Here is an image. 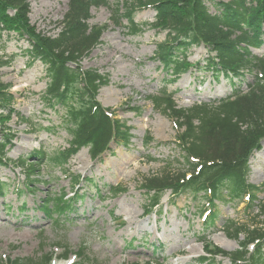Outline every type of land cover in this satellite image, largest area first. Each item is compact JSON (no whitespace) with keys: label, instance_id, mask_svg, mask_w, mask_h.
Returning a JSON list of instances; mask_svg holds the SVG:
<instances>
[{"label":"rangeland","instance_id":"374dc122","mask_svg":"<svg viewBox=\"0 0 264 264\" xmlns=\"http://www.w3.org/2000/svg\"><path fill=\"white\" fill-rule=\"evenodd\" d=\"M68 1L28 0V26L36 34L54 37L68 11ZM116 6L124 10L119 0L90 8L89 25L107 27L99 44L80 66L82 70L92 69L108 76L109 83L99 90L96 100L131 129L129 144L124 147L111 143L110 150L95 161L82 149L65 168L50 167L46 156L44 160H33L38 177L28 192H21L19 197L16 189L22 188L23 175L28 172L12 166H20V158L39 149L52 156L67 148L69 138L59 126L64 111L58 107L52 110L41 102L46 88L45 67L38 61L28 62L24 54L30 49L27 39L12 32L0 33V86L9 97L8 104H1L7 105L8 111L0 110V117L5 119V133L12 135L1 161L5 166L0 167V182L7 185L4 197L0 198L2 258L37 262L41 255L50 253L51 264H82L74 256L68 261L60 260L65 249L72 254L78 251L83 264H197L204 256L203 241L230 253L238 249L239 242L228 239L222 231L229 221L264 227L262 217L254 219L257 208L246 210L247 199L236 206L237 202L217 205L213 224L198 216L203 202L200 197L192 200L189 194L171 198L166 193L152 214H144L147 201L140 180L160 173L167 164H171V171L183 169L178 150L172 145L176 136L174 125L152 107L148 97L166 85V93L172 95L177 108L186 110L212 104L234 90H243L252 83L253 75L245 74L239 82L201 71L211 55L203 46H192L186 51L187 62L200 68L196 66L169 83L170 78L152 59L156 45L167 37L165 31L149 27L154 22V11L141 10L135 14V23L143 25L144 31L132 37L122 28L126 22L118 27L110 21V13ZM13 11L8 9L7 14L12 16ZM252 53L261 57L264 47ZM135 108L140 115L132 112ZM146 134L153 139L148 147L143 144ZM249 167L247 183L260 189L255 194L257 206L264 203V141L250 158ZM74 183H80L76 191L79 199L76 202L72 199L71 213L39 212L40 205L50 207L51 197L73 196ZM119 186L126 189L125 193L113 194L112 190ZM210 264L230 262L217 257Z\"/></svg>","mask_w":264,"mask_h":264},{"label":"trees","instance_id":"16d2710c","mask_svg":"<svg viewBox=\"0 0 264 264\" xmlns=\"http://www.w3.org/2000/svg\"><path fill=\"white\" fill-rule=\"evenodd\" d=\"M124 6L111 11L110 20L129 36L143 32L134 22L135 14L142 9L155 12V29L167 31L166 40L157 46L154 54L166 76L177 77L190 68L186 64V50L191 46L203 45L214 54L207 65L217 76L242 81L244 74H252V83L246 91L234 90L225 100L215 105H200L189 109H178L172 96L162 90L158 96L150 97L152 106L170 118L176 127L175 145L182 154L186 169L171 171L166 165L158 176L143 179L142 188L147 193L149 205L157 204L165 190L173 195L190 192L194 198L202 194L207 204L215 208V202H239L248 196L246 210L255 208V194L259 192L246 182L249 174L248 161L254 150L264 140V57L251 53L252 49L264 46V0H119ZM108 0H69L68 11L63 17L59 32L53 37L34 33L28 26V0H0V33L13 32L27 36L30 60L40 61L45 67L47 85L42 101L48 107L61 108V128L69 135V149L56 153L49 162L64 166L66 161L81 147L89 148L90 157L102 154L110 141L127 145L131 135L129 128L118 120H112L109 109L102 108L96 101L98 90L108 83L105 75L93 70H81L79 63L99 43L104 27H91V7L107 5ZM14 9V16L7 14ZM214 8V13L209 11ZM175 79L171 78V83ZM0 86V109H8V96ZM139 115L138 109H132ZM109 114V115H108ZM0 118V154L12 136L5 133ZM146 137V145L151 142ZM5 143V144H4ZM33 156H30L32 158ZM28 161H21L24 169H32ZM33 173L37 170L32 169ZM185 171V172H183ZM172 172V173H171ZM183 172V173H180ZM189 173L188 179L185 174ZM28 177V176H27ZM28 186V185H27ZM0 191L2 187L0 185ZM56 208L69 213V203L64 195L54 199ZM254 217L264 219V203L258 205ZM48 208L41 212L45 215ZM210 221L215 219L210 213ZM237 225L229 221L223 232L236 240L243 236L240 250L227 254L218 250L206 251L214 257L220 254L229 257L231 264H264V227ZM253 245V250H249ZM67 257V253H65ZM212 259V258H211ZM202 258V264L211 261ZM50 258L43 256L37 262L27 260H3L0 264H49Z\"/></svg>","mask_w":264,"mask_h":264}]
</instances>
